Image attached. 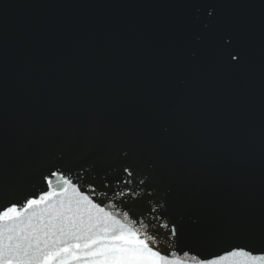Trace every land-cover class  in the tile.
<instances>
[{
    "label": "water",
    "instance_id": "water-1",
    "mask_svg": "<svg viewBox=\"0 0 264 264\" xmlns=\"http://www.w3.org/2000/svg\"><path fill=\"white\" fill-rule=\"evenodd\" d=\"M65 180L181 264L264 255V0H0V211Z\"/></svg>",
    "mask_w": 264,
    "mask_h": 264
},
{
    "label": "snow or ice",
    "instance_id": "snow-or-ice-1",
    "mask_svg": "<svg viewBox=\"0 0 264 264\" xmlns=\"http://www.w3.org/2000/svg\"><path fill=\"white\" fill-rule=\"evenodd\" d=\"M231 59L237 60V54ZM41 205L43 208L37 212ZM38 215L40 223L33 224L32 218ZM44 216L48 217L46 222ZM238 256L245 258L244 264H264V255L253 256L244 249H233L207 264H226L230 257ZM0 264L181 262L162 255L150 244L149 237L98 207L65 180L39 199H29L22 210L14 205L0 211Z\"/></svg>",
    "mask_w": 264,
    "mask_h": 264
}]
</instances>
